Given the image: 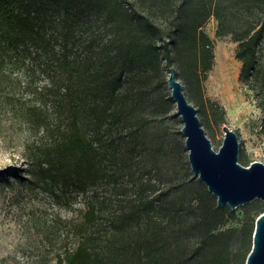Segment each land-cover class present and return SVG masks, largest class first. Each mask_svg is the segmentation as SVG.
I'll return each instance as SVG.
<instances>
[{
    "label": "trees",
    "instance_id": "trees-1",
    "mask_svg": "<svg viewBox=\"0 0 264 264\" xmlns=\"http://www.w3.org/2000/svg\"><path fill=\"white\" fill-rule=\"evenodd\" d=\"M211 17L238 43L239 79L264 111V0H0V93L22 126L30 181L59 188L80 215L60 264H246L264 206L222 229L231 207L193 176L146 101L175 65L202 110L224 120L202 90ZM156 105L172 101L160 93Z\"/></svg>",
    "mask_w": 264,
    "mask_h": 264
},
{
    "label": "rangeland",
    "instance_id": "rangeland-1",
    "mask_svg": "<svg viewBox=\"0 0 264 264\" xmlns=\"http://www.w3.org/2000/svg\"><path fill=\"white\" fill-rule=\"evenodd\" d=\"M203 28L215 41V57L213 67L202 83V90L205 98L218 102L224 108V120L216 122L213 116L209 117L199 105L198 92L179 77L183 90L189 101L196 106L214 149L218 151L223 144V127L228 125L239 137V162L246 166L256 160L264 162V111L253 91L239 79L242 64L235 56L238 43L230 35H217V20L214 17ZM223 53L237 64L235 97L218 91L211 82L217 59H221ZM163 70L166 82L154 78L146 88L147 105L158 120H162L170 131L177 134L185 146V136L181 131L183 121L177 113L168 83L169 68L165 67ZM160 93L172 101V108L166 112L156 105V96ZM18 119L13 107L4 102L0 93V264H60L59 255H63L77 241L70 221L78 219L80 215L75 211L71 214L70 205L59 188H56L55 193H59L56 196L52 190L55 189L53 185L39 186L30 181L31 175L26 170L29 167L28 159L19 147L22 126ZM184 153L188 156L186 146ZM188 166L193 176L200 180L194 175L190 163ZM153 174L154 177L159 175L158 171ZM204 186L207 188L205 184ZM166 187L161 184L156 193ZM262 206L264 199L256 198L237 208H231L234 216L227 218L221 228H240L245 217L254 216Z\"/></svg>",
    "mask_w": 264,
    "mask_h": 264
},
{
    "label": "water",
    "instance_id": "water-1",
    "mask_svg": "<svg viewBox=\"0 0 264 264\" xmlns=\"http://www.w3.org/2000/svg\"><path fill=\"white\" fill-rule=\"evenodd\" d=\"M168 83L181 116V128L188 150V161L195 176L217 197L220 206L232 209L256 198L264 199V162L253 161L246 166L239 162L238 134L225 125L223 144L217 151L206 133L196 106L189 101L175 66L169 68ZM246 264H264V211L257 217L252 249Z\"/></svg>",
    "mask_w": 264,
    "mask_h": 264
},
{
    "label": "bare ground",
    "instance_id": "bare-ground-1",
    "mask_svg": "<svg viewBox=\"0 0 264 264\" xmlns=\"http://www.w3.org/2000/svg\"><path fill=\"white\" fill-rule=\"evenodd\" d=\"M237 64L229 60L226 54L217 59V64L211 75V82L215 88L220 92H226L236 96L237 84Z\"/></svg>",
    "mask_w": 264,
    "mask_h": 264
}]
</instances>
